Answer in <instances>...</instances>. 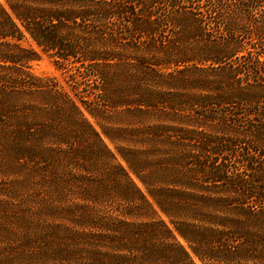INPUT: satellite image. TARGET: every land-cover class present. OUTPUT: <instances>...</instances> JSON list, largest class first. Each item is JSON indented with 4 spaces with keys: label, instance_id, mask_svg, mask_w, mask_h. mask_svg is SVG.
<instances>
[{
    "label": "trees",
    "instance_id": "16d2710c",
    "mask_svg": "<svg viewBox=\"0 0 264 264\" xmlns=\"http://www.w3.org/2000/svg\"><path fill=\"white\" fill-rule=\"evenodd\" d=\"M261 153L264 0L0 1V264L68 237L88 264H264ZM24 186L47 234L22 244Z\"/></svg>",
    "mask_w": 264,
    "mask_h": 264
},
{
    "label": "rangeland",
    "instance_id": "374dc122",
    "mask_svg": "<svg viewBox=\"0 0 264 264\" xmlns=\"http://www.w3.org/2000/svg\"><path fill=\"white\" fill-rule=\"evenodd\" d=\"M3 1V0H0ZM24 45L28 46H34L33 42L26 36L23 40ZM31 71L38 75L43 77H53L56 79L57 83H59L61 86H63L67 91H71L73 89L72 85V78L69 77L66 73H63L55 68L51 60L47 56H42L40 61L34 62L30 64ZM72 95L73 92L71 91ZM230 142V141H229ZM237 143V142H235ZM109 146L113 149V147L108 143ZM233 142L230 143L228 146H232ZM231 151L226 152L222 154L223 161L234 167V173L236 172V169H240L242 167V164L246 161V159H243V155H247L248 152H251L248 149H241V147H230ZM256 158L255 162L258 164L262 163V168H264V156L261 153L260 156L254 155ZM226 159V161H225ZM243 162V163H242ZM246 163V162H245ZM33 165V163H31ZM125 165V164H124ZM257 165V164H256ZM255 165V167H256ZM35 166V165H34ZM40 167V166H39ZM46 167V166H44ZM236 168V169H235ZM261 168V169H262ZM30 170H34L31 166L29 167ZM38 169V168H37ZM36 169V170H37ZM233 176V175H232ZM29 176V178H31ZM234 177V176H233ZM134 178V177H133ZM236 178V177H234ZM135 183L142 189V185L140 182L134 178ZM253 183L257 188L264 187V173H260L254 177ZM26 186V185H25ZM23 187L21 189L25 190L27 187ZM7 189V188H6ZM227 193V196L231 198L233 194ZM10 197L16 198L14 201L11 202V209L9 210L8 216L6 218V223H10V231L14 236L17 237V239H13L15 242L20 241L24 243V240L27 236H34L38 234L39 236L45 237V234H47V231L45 229H40L36 227L33 229V225L35 224L36 220L38 219V215L36 216L37 207L36 204L33 202V199H30V196L32 195L29 189L23 191L20 194H17L14 192L13 189L9 190ZM235 197V196H233ZM238 202V200H237ZM166 220V218H165ZM8 221V222H7ZM40 221V220H39ZM38 221V222H39ZM73 231V229H72ZM76 233V232H75ZM22 238V239H21ZM71 237H68L66 241H64L60 246L58 247L55 244H46V250H44L43 254V264H88V261H90V256L85 257L83 254L85 252H89V250L85 249L80 245V243H77L76 246L73 240H69ZM181 240V239H180ZM181 242L187 247L186 243L181 240ZM6 243H2V248H5L4 245ZM29 250L32 252V247L29 248ZM64 254L61 255L60 253ZM13 253V252H12ZM71 253H75L72 254ZM59 260V263H55V260ZM194 261L197 264H202L199 260L194 258Z\"/></svg>",
    "mask_w": 264,
    "mask_h": 264
}]
</instances>
